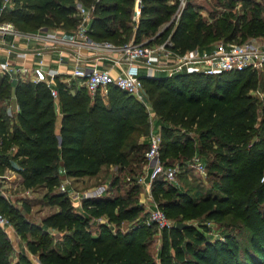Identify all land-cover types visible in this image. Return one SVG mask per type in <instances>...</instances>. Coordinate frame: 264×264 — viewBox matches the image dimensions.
<instances>
[{
	"label": "trees",
	"instance_id": "trees-1",
	"mask_svg": "<svg viewBox=\"0 0 264 264\" xmlns=\"http://www.w3.org/2000/svg\"><path fill=\"white\" fill-rule=\"evenodd\" d=\"M76 1L84 5L94 2L88 27L91 37L113 39L117 45L129 38L128 27L123 26L129 11L120 9L122 0H9L2 9V19L19 30L31 32L43 27L69 33L79 22ZM165 1L150 0L152 8H142L148 14H141L138 26L146 30L156 26L160 20L154 15L161 11L156 4ZM244 6L245 14L236 23H217L221 31L228 32L226 41L237 33L264 36L262 5L247 0ZM119 13L122 20L117 24ZM199 32L200 22L188 2L169 32L174 51L183 53L197 47ZM258 73L244 69L215 75L191 71L142 77L144 97L159 120L162 163L169 165L163 161L167 155L181 166L194 155L200 156L216 191L194 197L170 183L168 190L176 191L179 198L164 207L174 216L202 217L209 222L221 223L230 217L224 224L228 229L216 238L188 223L181 229L174 224L160 228L161 264H264V86L262 96H258ZM55 87L57 97L41 81L13 82L0 75V172L9 167L19 174L24 188L43 186L52 191L51 203L58 209L41 221L63 231V237L61 243L52 244L43 228L20 215L15 216V223L9 219L14 232L29 231L36 236L27 246L37 254L40 264H156L146 249L149 226L144 218H136L125 230L99 223L97 231L92 232L84 215L73 209L67 192L52 190L58 187L62 174L79 178L97 173L102 166L122 171L136 161L139 147H148V110L135 95L115 86L108 87L106 101L99 93L91 97L72 81L68 84L57 79ZM12 90L18 111L10 116L6 100ZM129 150L135 152L132 158ZM144 162L143 156L140 164ZM161 183L167 184L162 177L156 178L152 190ZM1 206L5 208L4 203ZM82 207L104 213L117 224L140 209L137 205L124 206L122 200L106 195L84 197ZM241 228L248 230L245 242L238 237ZM11 253L9 234L0 226V264H13ZM21 257L26 260L22 264H30Z\"/></svg>",
	"mask_w": 264,
	"mask_h": 264
},
{
	"label": "rangeland",
	"instance_id": "rangeland-1",
	"mask_svg": "<svg viewBox=\"0 0 264 264\" xmlns=\"http://www.w3.org/2000/svg\"><path fill=\"white\" fill-rule=\"evenodd\" d=\"M98 1V0H95ZM124 0L120 3V9L126 10L128 12V18L123 19V26L128 27L129 38L124 42H136L143 43L146 45L153 46L164 42L170 38L171 31L174 30L176 24L178 23L183 8L189 2L192 5V12L195 16V20L200 22V32L199 40L197 41L196 46L198 48H208L215 45L218 42L226 41L225 37L228 32L221 31L220 27H217V23L221 20L231 21L236 23L240 20V17L245 14V2L247 0H167L165 2L155 3L161 11L167 12V14H162L161 11L154 15L159 18V22L152 29H145V27H139V19L141 14L146 16V11L142 10L149 9L148 6H151L149 3L150 0ZM153 2V0H151ZM251 2L260 3L264 9V0H250ZM143 3V5H142ZM83 4V3H82ZM85 4V3H84ZM83 4V5H84ZM84 5L89 15L91 16L92 9L94 7V2L91 5ZM139 4V6H137ZM160 4V5H159ZM165 6L168 10H166ZM152 6L149 10H151ZM136 9L139 10L138 14ZM146 14V15H145ZM169 14V15H168ZM261 16L264 18V11L261 13ZM117 24L122 20V15L119 13L116 18ZM122 25H118V28ZM240 27V25H239ZM44 29L43 27H40ZM192 28V26H191ZM39 29V28H38ZM38 29H35L31 32H36ZM57 30V29H55ZM60 30V29H59ZM23 32L29 33L30 31ZM254 36H240L239 33L230 39V42L241 43ZM264 39V38H263ZM202 41V42H200ZM111 42L114 43L112 39ZM116 44V43H114ZM258 71L260 86L256 91L258 96H262V86H264V68ZM9 100H6V103ZM159 120L157 117L149 113V129L153 127L155 130H158L160 133ZM56 127L59 125V117L57 116ZM145 137V136H144ZM141 137L140 140L145 138ZM133 141L129 142V145ZM138 150V159L133 160L126 166L122 171L115 166H102L101 169L92 175H84L79 178H71L65 175H61L60 182L58 187L53 188L55 191H66L67 195L71 199L73 209L79 214L84 215V218L87 221L86 226L92 232L97 231V225L99 223H106L112 229L117 227L120 230H125L128 225L136 218H144V222L149 226L145 236L146 249L149 254L153 257L156 264H161L160 259V248L162 245V229L158 228L154 223H151L148 220L149 211L157 205L164 209L167 219L170 224H175L178 221L193 224L196 228L202 230L210 238H216L223 235L226 222H230V217H225L221 220V223L209 222L204 218H194L190 219L187 216H174L171 211L164 207L166 202L178 200L176 191H169L171 184L166 181V183H161L156 185L153 189V183L151 186V196L146 193L142 186L138 188L134 187L137 185V174L143 171L144 164H140V160L144 156L143 147H139ZM130 152V150H129ZM135 152H130L131 158L134 156ZM196 157L200 156L194 155ZM203 158V157H202ZM202 160V159H201ZM163 161L169 165L177 166L178 172L176 174V184L178 188L184 192L190 194V196H202L205 194H213L216 192L212 189V175L208 173L207 170L200 172L196 169L193 160L187 161L184 165H178V160L171 159L169 155L163 157ZM139 162V163H138ZM145 163V162H144ZM67 179L68 181H63ZM64 184V190L60 188L61 184ZM153 191V193H152ZM52 191H49L43 186L34 187V188H24L20 183L19 174L10 169L9 167L3 168L0 172V209L5 214V216L12 220L15 223V216L20 215L22 218L31 224L36 225L37 227L43 228L48 233V240L52 244L61 243L63 231H59L48 227L42 223V218L58 209L57 204H53L51 199ZM99 195H106L110 197H115L122 200L123 205H137L140 209L132 218L123 220L121 223L117 224L115 221H112L104 213H92L87 211L82 207V199L84 197H94ZM5 204V208H2L1 204ZM203 226H206L203 229ZM167 228V227H166ZM14 232V231H13ZM234 232V231H233ZM248 233V230L241 228L240 234L238 237L240 241L245 242V237ZM36 236L31 234L29 231L24 233H10V240L12 243V253L10 259L13 264H22L24 256L30 264H40L37 254L32 252L27 246L28 240L35 239ZM15 242V244H14Z\"/></svg>",
	"mask_w": 264,
	"mask_h": 264
},
{
	"label": "built area",
	"instance_id": "built-area-1",
	"mask_svg": "<svg viewBox=\"0 0 264 264\" xmlns=\"http://www.w3.org/2000/svg\"><path fill=\"white\" fill-rule=\"evenodd\" d=\"M136 1L140 2V0ZM8 3L9 0H2L0 5V51L4 48V57L0 58V73L13 82L18 79L41 81L48 87L53 97H57L54 78L58 71L48 66V61L45 59V52L49 49L57 51L58 62H62L70 52V61L73 64L70 76L78 79V84L83 86L91 96L96 93L106 96L108 87L115 86L135 95L144 103L149 113L152 108L144 97L143 76L172 75L191 71L215 75L224 71L264 68V36L253 37L241 43L222 41L208 48L195 47L183 53H177L172 48L170 38L153 46L132 41L117 45L109 40L94 39L88 33L89 12L80 1L75 2L79 22L69 38L60 37L57 30L49 28H39L36 32H23L11 21L2 19V9ZM138 11L136 9L137 14ZM6 34L11 35L12 39L7 41L4 38ZM17 38L26 40L38 38L45 43L43 46L32 49L20 45ZM29 54L35 55L36 61L33 65L26 66L10 59L11 56L26 59ZM103 58H110L112 63L117 65L118 71L115 74L111 73L110 69L99 66L98 60ZM161 141L159 131L151 127L147 134L148 147L144 153L143 171L136 179L150 196L151 186L156 178L162 177L176 184L175 176L178 167L162 163ZM192 160L198 171L206 170L199 157L193 156ZM60 188L64 190L63 183ZM148 220L156 224L158 228L171 226L165 212L157 205L149 211ZM0 226L7 233L14 231L11 221L1 211Z\"/></svg>",
	"mask_w": 264,
	"mask_h": 264
},
{
	"label": "crops",
	"instance_id": "crops-1",
	"mask_svg": "<svg viewBox=\"0 0 264 264\" xmlns=\"http://www.w3.org/2000/svg\"><path fill=\"white\" fill-rule=\"evenodd\" d=\"M71 33L72 32L66 33L64 30L57 29V34L60 37L69 38L71 36ZM4 38L7 41L12 39L11 35H9V34H6L4 36ZM16 40H17V42L20 43V45L28 46L29 48H32V49L35 48V47L38 48L40 46H43L44 43H45V41H43L41 39H38V38H34V39H31V40H26V39H23V38H17ZM3 51H4V48L2 49V51H0V58L4 57ZM10 59H11V61H17V63H19V64L23 63L26 66L33 65L35 63V61H36L35 55H33V54H29V56L26 59H23L21 57H17L16 58L15 56H11ZM45 59L48 61V66H52V67L56 68L57 71H58L57 75L54 78V83L58 79V80H61L63 82H66L68 84L71 83V81H72L75 84L79 85L78 84L79 80L77 79L78 80L77 81L75 78H72L70 76V72H71L72 67H73L72 62L70 61V52H69V56L66 55V57L64 58V60L62 62H58V60H57V51L49 49V50H47L45 52ZM98 62H99L98 64H99L100 67H105V68L110 69V72L113 73V74H115L118 71L117 65L113 64L112 61L110 60V58H103L101 60H98ZM0 75H1V73H0ZM91 97H93V96H91ZM102 98H103V100L106 101L105 96H102ZM8 100L9 101L6 103L7 104L6 105V110H7L8 114L10 116H13L18 111V104H17L16 97L14 95V91L13 90L11 91ZM56 108H57V113H58L57 116L60 117L59 116L58 104H56ZM150 114H152L154 116V113H153L152 109L150 111ZM55 129H56V131H58V127H56V125H55ZM61 173H63L62 169H61ZM10 233L14 234L15 232H13V231L9 232L8 233L9 237H10ZM14 244H15V242H14Z\"/></svg>",
	"mask_w": 264,
	"mask_h": 264
},
{
	"label": "water",
	"instance_id": "water-1",
	"mask_svg": "<svg viewBox=\"0 0 264 264\" xmlns=\"http://www.w3.org/2000/svg\"><path fill=\"white\" fill-rule=\"evenodd\" d=\"M58 141H60V137H59V135H58ZM174 226L176 227V228H178V229H181V228H183V227H185L186 226V224L185 223H183V222H176L175 224H174Z\"/></svg>",
	"mask_w": 264,
	"mask_h": 264
}]
</instances>
